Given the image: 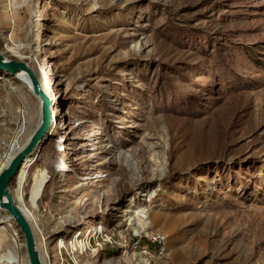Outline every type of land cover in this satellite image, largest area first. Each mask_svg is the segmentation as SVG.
<instances>
[{"label": "rangeland", "instance_id": "obj_1", "mask_svg": "<svg viewBox=\"0 0 264 264\" xmlns=\"http://www.w3.org/2000/svg\"><path fill=\"white\" fill-rule=\"evenodd\" d=\"M0 48L55 100L23 188L51 264H264V0H0ZM6 95L35 124L32 92Z\"/></svg>", "mask_w": 264, "mask_h": 264}, {"label": "bare ground", "instance_id": "obj_2", "mask_svg": "<svg viewBox=\"0 0 264 264\" xmlns=\"http://www.w3.org/2000/svg\"><path fill=\"white\" fill-rule=\"evenodd\" d=\"M28 1L31 2L32 0H28ZM6 15L7 16H5V18H3V23L5 26H8L10 24L9 19H8L9 13L7 12ZM14 24H16V22H14L13 25ZM30 27L31 26H29V30H31ZM29 43L32 44V41H30ZM9 44H10V41L3 43V45H5L7 47ZM15 50H12L10 52L11 53V55H10L8 53H5L2 50V48H0V54L4 57L5 60H11L9 58V56H12L13 52L14 53L16 52ZM29 53H30V50L28 51V54ZM5 54H8V55H5ZM25 64L30 69H32L36 73V75L38 76L37 72L30 65V63L26 62ZM38 78H39V76H38ZM5 79H9V80H12L16 83H19L20 87L25 86L26 89L31 92L30 86L28 84V80H27L24 72H19V73L15 74L14 76H9V75H6L5 73L2 72V74L0 75V81L5 82ZM39 80H40V85H41L42 90L48 95V97L50 98V100L52 102V108L51 109H53L55 100H54V98H52L50 96L49 91L42 84L41 79H39ZM20 92H21V90H19V93ZM21 96H22V98H21L22 101L25 102L26 96L24 94H22ZM4 98H5L4 101L7 100L8 105L5 104V102L3 100H1L0 101V107H2V106L5 107L7 105L8 107L7 106L6 107L8 108V110L6 112H0V173L4 169L7 168V166L9 165L11 160L17 155V153H19L27 145L30 137L32 136V134L34 133V131L37 129V127L39 125V119L34 124V121L32 120V118H30L29 112L28 113L26 112L25 114H23L24 117H22V119L20 118L18 121V118L20 116V109H17L14 107V100L11 97V95H6ZM50 126H51V124H50ZM49 134H50V128H49ZM35 151L37 152V149L33 150L28 156H26L24 158V160H23V162H22V164H21V166L17 172V175L19 173V179H20L21 175L26 173L25 183L22 186L20 184V186L18 188V192L15 191L18 195L15 192L11 191L10 184L14 179L10 182V184L8 186L9 194L13 200L14 205L23 214L25 219L30 223L31 227L35 224L37 225V223H39V222L41 223V220H39L37 217H35V215L26 207L25 203L23 202L24 201L23 188L27 182L28 175H29L31 168L37 163V161L33 160V157H34L33 152H35ZM64 167H67V166H64ZM97 173L99 174V172H97ZM44 178H45V172L42 170L39 171L37 173V180L34 183L35 184L34 188L37 190V192H36L37 194L35 196H40V194H43L42 192L44 191V189L46 187ZM8 215L9 214L5 210L0 208V221L5 220V222L7 223L9 220V223L11 224V226L14 227L13 223H15V222L10 216H9L10 217L9 218ZM71 221L72 220H66L65 221V220H59L58 219V221L54 224V226H52L47 232L50 234L49 239L53 238L55 235H61V234L65 235L66 233H64V229L65 228L68 229L71 227V224H70ZM87 226L90 227V229H91V230H89L87 235L88 236L92 235L94 233L96 227L94 228L91 224H88ZM11 231L12 230H10V231L8 230L5 233L0 232V250H2L3 246L4 247L7 246V247H10V249L13 252H16L18 254V252H20V250L23 248L24 240H23V245H22L20 240L18 239V236L13 237ZM32 231H33V229H32ZM9 232L11 234L10 236H9ZM33 234H34V231H33ZM79 237L80 236L75 237L73 239V242H71L69 245H65V243H63L61 240L58 242L56 247L59 250L61 248H64V247H66L67 249H71L72 254H79L80 251L81 252L82 251L87 252L88 247H89L88 243H84L82 240H78ZM34 240H35V244H36L35 235H34ZM45 246H46V244H45ZM24 248H25V245H24ZM36 250H37V247H36ZM37 252H38V250H37ZM25 253H26V250H25ZM38 254H39V258H40V261L42 264H51L50 258L48 257V253L46 250H45V252L39 251ZM26 259H27V255H26V257L21 256V257L17 258L14 263H11V264H27L28 259H27V261H26ZM124 263H126V262L124 261ZM0 264H8L5 257L0 259Z\"/></svg>", "mask_w": 264, "mask_h": 264}, {"label": "water", "instance_id": "obj_3", "mask_svg": "<svg viewBox=\"0 0 264 264\" xmlns=\"http://www.w3.org/2000/svg\"><path fill=\"white\" fill-rule=\"evenodd\" d=\"M1 72L9 76H14L19 72H24L32 94L40 102L39 125L37 129L30 137L27 145L19 153H17L7 168L0 173V208L9 214L19 229V232L24 240L28 264H42L36 250L32 227L23 214L14 205L9 194L8 186L10 182L15 179L24 158L33 150L40 147L47 139L52 120V102L48 95L42 90L40 80L36 73L25 63L14 60H5L0 54V73Z\"/></svg>", "mask_w": 264, "mask_h": 264}]
</instances>
